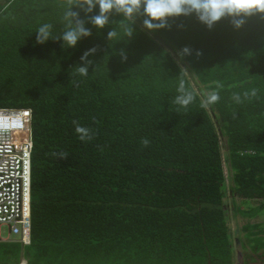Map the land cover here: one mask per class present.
Masks as SVG:
<instances>
[{"label":"trees","instance_id":"16d2710c","mask_svg":"<svg viewBox=\"0 0 264 264\" xmlns=\"http://www.w3.org/2000/svg\"><path fill=\"white\" fill-rule=\"evenodd\" d=\"M66 8L0 0V108L29 109L32 139L30 242L0 241V264L21 251L27 264H264V19L209 30L193 14L149 31L137 17L127 38L113 12L74 48L37 44L45 23L66 30ZM93 47L89 74L71 77ZM181 79L187 109L173 103ZM216 82L219 101L201 108Z\"/></svg>","mask_w":264,"mask_h":264},{"label":"clouds","instance_id":"9594fccd","mask_svg":"<svg viewBox=\"0 0 264 264\" xmlns=\"http://www.w3.org/2000/svg\"><path fill=\"white\" fill-rule=\"evenodd\" d=\"M65 2L67 5L64 12V19L67 22L66 30L58 37H53L52 25L45 23L35 31L37 44H44L49 39H54L62 40V47L64 48H74L80 39L92 35L91 29L85 26L86 23H90L97 29H103L109 24V17L113 12L123 16V19L118 22L119 26H123V21L131 22L125 29L127 38H131L133 35L132 24L137 17H143L142 26L149 31L170 28L171 25L168 22L170 18L189 17L193 14L209 30L222 19H228L237 30L242 28L247 20L253 16L264 19V0H65ZM97 6L99 7V14L89 15ZM74 7L83 11L87 20L81 19L79 12L73 11ZM117 36V27L107 33V39L112 42ZM96 51L97 49L93 47L82 54L80 57L82 64L71 70V77L89 74L88 65L92 64V61L88 57ZM181 54L190 55L191 50L184 47ZM197 55H201V53L198 51ZM120 56L122 61L127 60V54L124 50L120 51ZM221 88H223V84L216 82V90L208 93L205 98L200 100V107L207 109L210 105L217 103L220 99L219 89ZM177 92L178 95L175 96L173 103L179 108L187 109L189 105L194 103L196 97L193 92L186 89L183 79L179 82ZM256 94V90L253 89L251 93L244 92L243 96L249 98L250 95L254 97ZM231 98L236 103L242 102L240 93H233ZM176 113L179 114L178 110ZM18 124L17 117L0 115V136L8 133ZM73 124L74 131L80 141L88 142L94 138L93 130L81 125L78 121H73ZM141 143L146 147L149 145V140L142 139ZM53 155L59 159H67L65 152L53 153Z\"/></svg>","mask_w":264,"mask_h":264},{"label":"built area","instance_id":"2783aa9c","mask_svg":"<svg viewBox=\"0 0 264 264\" xmlns=\"http://www.w3.org/2000/svg\"><path fill=\"white\" fill-rule=\"evenodd\" d=\"M18 126L0 136V241L30 242L31 227V112L0 108Z\"/></svg>","mask_w":264,"mask_h":264},{"label":"rangeland","instance_id":"374dc122","mask_svg":"<svg viewBox=\"0 0 264 264\" xmlns=\"http://www.w3.org/2000/svg\"><path fill=\"white\" fill-rule=\"evenodd\" d=\"M227 195H229V191H227ZM230 197L227 196V200L229 199ZM264 219V218H263ZM237 221V218L236 217H233V216H230L229 217V225L231 226V228L233 229L235 227V222Z\"/></svg>","mask_w":264,"mask_h":264},{"label":"water","instance_id":"95a60500","mask_svg":"<svg viewBox=\"0 0 264 264\" xmlns=\"http://www.w3.org/2000/svg\"><path fill=\"white\" fill-rule=\"evenodd\" d=\"M20 264H27V261L23 258V251L20 252Z\"/></svg>","mask_w":264,"mask_h":264}]
</instances>
